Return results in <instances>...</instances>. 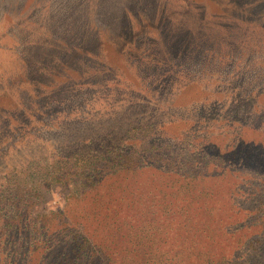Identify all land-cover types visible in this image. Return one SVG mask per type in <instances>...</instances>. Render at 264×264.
Returning a JSON list of instances; mask_svg holds the SVG:
<instances>
[{
	"label": "rangeland",
	"instance_id": "obj_1",
	"mask_svg": "<svg viewBox=\"0 0 264 264\" xmlns=\"http://www.w3.org/2000/svg\"><path fill=\"white\" fill-rule=\"evenodd\" d=\"M143 134L160 148L143 150ZM167 139L171 157L200 152L215 171L228 160L232 182L263 165L264 0H0V172L16 154L67 156L89 140L90 154L127 147L157 157ZM124 175L106 189L121 190ZM229 182L211 183L219 204ZM132 185L145 189L143 179ZM33 193L25 198L36 211L50 209L53 193L64 202L56 183ZM238 193L233 209L244 210L250 201ZM248 231L250 243L257 230ZM218 246L232 251L223 236Z\"/></svg>",
	"mask_w": 264,
	"mask_h": 264
},
{
	"label": "trees",
	"instance_id": "obj_2",
	"mask_svg": "<svg viewBox=\"0 0 264 264\" xmlns=\"http://www.w3.org/2000/svg\"><path fill=\"white\" fill-rule=\"evenodd\" d=\"M2 119L15 121L13 116ZM21 127L33 128L31 122ZM143 135V150L160 148L151 144L150 134ZM168 143L169 153L157 157L127 147L119 156L113 148L90 154L84 145L92 147L91 140L67 156L36 161L24 159L33 155L29 151L16 154L0 172V264H264V162L232 182L225 173L228 160L218 161L225 167L215 171L208 167L211 160L198 158L200 152L171 157ZM37 169L47 175L28 185L26 177ZM119 170L127 174L121 190L106 189L113 183L107 178ZM139 179L144 190L132 185ZM220 180L231 186L219 204L211 183ZM52 183L64 193L63 206L36 211L25 196ZM237 192L240 201H250L244 210L233 209ZM232 217L237 221L229 224ZM241 230L244 234L232 240ZM248 230H257L250 243L244 242ZM221 236L232 251L218 246Z\"/></svg>",
	"mask_w": 264,
	"mask_h": 264
},
{
	"label": "clouds",
	"instance_id": "obj_3",
	"mask_svg": "<svg viewBox=\"0 0 264 264\" xmlns=\"http://www.w3.org/2000/svg\"><path fill=\"white\" fill-rule=\"evenodd\" d=\"M56 205L63 206V202H62L61 197L59 195L53 193V200H52V204H51L49 210L54 211Z\"/></svg>",
	"mask_w": 264,
	"mask_h": 264
}]
</instances>
